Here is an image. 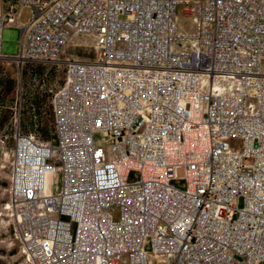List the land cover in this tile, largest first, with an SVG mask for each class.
Returning a JSON list of instances; mask_svg holds the SVG:
<instances>
[{"label":"built area","instance_id":"obj_1","mask_svg":"<svg viewBox=\"0 0 264 264\" xmlns=\"http://www.w3.org/2000/svg\"><path fill=\"white\" fill-rule=\"evenodd\" d=\"M0 59L26 264H264V0H0Z\"/></svg>","mask_w":264,"mask_h":264},{"label":"rangeland","instance_id":"obj_2","mask_svg":"<svg viewBox=\"0 0 264 264\" xmlns=\"http://www.w3.org/2000/svg\"><path fill=\"white\" fill-rule=\"evenodd\" d=\"M177 29L180 33H192L194 31V25L188 20L182 17L180 7L177 8ZM30 10L23 8L20 10L17 22L13 25H7L2 32L1 53L8 57H14L18 52V40L20 37V31L16 27L17 23L25 24L28 21ZM73 44H80L81 46H89L91 40L88 37H81L73 41ZM67 56L72 55L75 59H84L87 57L86 53H83L81 47L69 46L66 49ZM89 57H92L90 52ZM0 64L4 68H9L14 65L10 60H1ZM15 66V65H14ZM62 66L58 68V72L50 73V76L58 77L62 76ZM261 71L264 72V63L261 64ZM3 73V72H2ZM1 76H4L3 74ZM7 110L0 108V116L6 115ZM10 135V130L7 132ZM233 143V142H231ZM14 142L12 138L4 139L3 128L0 127V264H26L24 258L19 253V244L14 240L12 235L13 218L10 211L4 208L5 203L8 200V179L10 173V162L12 158V149ZM150 264H161L157 258L148 256Z\"/></svg>","mask_w":264,"mask_h":264},{"label":"trees","instance_id":"obj_3","mask_svg":"<svg viewBox=\"0 0 264 264\" xmlns=\"http://www.w3.org/2000/svg\"><path fill=\"white\" fill-rule=\"evenodd\" d=\"M15 72H16V68L14 65H11L9 68H4L0 64V106H5V104L13 100L14 86H15ZM24 73L26 74V71ZM2 74L4 76H1ZM33 102L36 105L38 104V96L36 94L34 95ZM7 118H8V113H6V115L4 116H0V127L7 120ZM51 126H52V122L49 118L42 123V126L38 129V131L41 133L43 137L49 138Z\"/></svg>","mask_w":264,"mask_h":264},{"label":"bare ground","instance_id":"obj_4","mask_svg":"<svg viewBox=\"0 0 264 264\" xmlns=\"http://www.w3.org/2000/svg\"><path fill=\"white\" fill-rule=\"evenodd\" d=\"M8 205H10V202H8Z\"/></svg>","mask_w":264,"mask_h":264}]
</instances>
